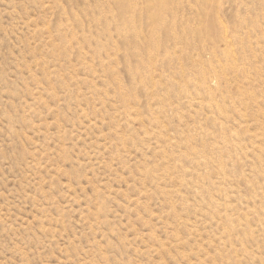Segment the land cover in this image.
<instances>
[{
	"label": "rangeland",
	"instance_id": "374dc122",
	"mask_svg": "<svg viewBox=\"0 0 264 264\" xmlns=\"http://www.w3.org/2000/svg\"><path fill=\"white\" fill-rule=\"evenodd\" d=\"M0 264H264V0H0Z\"/></svg>",
	"mask_w": 264,
	"mask_h": 264
}]
</instances>
